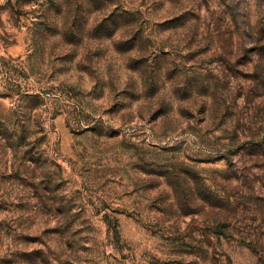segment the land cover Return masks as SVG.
<instances>
[{
  "label": "rangeland",
  "instance_id": "rangeland-1",
  "mask_svg": "<svg viewBox=\"0 0 264 264\" xmlns=\"http://www.w3.org/2000/svg\"><path fill=\"white\" fill-rule=\"evenodd\" d=\"M0 264H264V0H0Z\"/></svg>",
  "mask_w": 264,
  "mask_h": 264
}]
</instances>
